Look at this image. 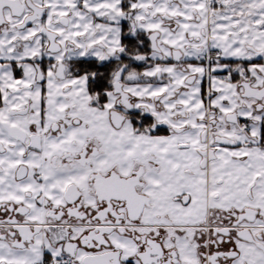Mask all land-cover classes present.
I'll return each mask as SVG.
<instances>
[{"label": "snow or ice", "instance_id": "1", "mask_svg": "<svg viewBox=\"0 0 264 264\" xmlns=\"http://www.w3.org/2000/svg\"><path fill=\"white\" fill-rule=\"evenodd\" d=\"M0 264H264V0H0Z\"/></svg>", "mask_w": 264, "mask_h": 264}]
</instances>
